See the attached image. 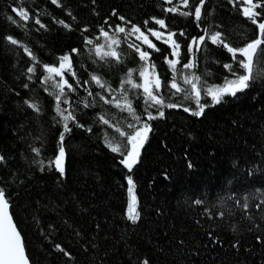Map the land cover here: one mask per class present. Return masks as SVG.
<instances>
[{"label": "trees", "instance_id": "obj_1", "mask_svg": "<svg viewBox=\"0 0 264 264\" xmlns=\"http://www.w3.org/2000/svg\"><path fill=\"white\" fill-rule=\"evenodd\" d=\"M177 3L0 0V156L4 158L0 188L10 202L31 264H143L145 260L149 264H264V53L254 62L256 79L249 89L236 97L226 96L214 106L202 91L201 103L208 106L197 117L183 111L184 107L196 110L195 102L183 94L173 95L169 87L172 72L165 57L176 59L170 55L171 47L147 32L152 28L177 33L174 39L181 45L177 82L186 88L181 75L189 74L183 69L192 59L187 46L193 37L204 34L203 28L220 31L236 48L255 39L258 29L242 15L240 3L233 7L229 0H206L200 28L194 16L164 11ZM198 4L199 0H189L190 7L180 10L194 12ZM14 8L26 10L29 19L23 21ZM120 16L140 26L160 51L148 49L134 36L125 40L120 34L122 42L116 49L120 60H100L85 38L103 44L102 37L97 39L101 27L110 34L118 24L130 28ZM153 17L164 19L167 30L156 25ZM37 18L44 28L35 23ZM61 20L69 27L58 23ZM181 31L185 36L179 35ZM9 36L19 43L12 45ZM128 43L140 44L152 54L151 62L163 85L159 94L166 103L181 105L164 108L163 118L148 120L147 111L157 115V108H148L142 90H128L135 115L152 129L131 173L120 163L123 156L112 152L108 144L126 143L117 128L131 134L135 129L128 125L138 128L141 124L114 102L100 98H119L128 70L140 68L142 62ZM73 49L79 51L73 53ZM65 54L71 55L76 74L72 77L65 72V77L75 91L65 89L66 97L61 100L67 98L69 103L61 102L60 107L73 112L75 123L69 121L71 132L65 133L61 175L49 165L58 154L63 123L56 113L57 90L51 82H43L48 75L43 66H59ZM195 56L197 66L191 71L201 77L204 86L235 78L225 64H231L237 74L244 73L231 53L207 38ZM29 67H35V73H29ZM93 74L113 91L92 82ZM133 79L141 82L138 71ZM29 104L38 105L40 111ZM101 115L109 120L108 125L100 122ZM34 148L40 150L39 155ZM128 175L133 177L139 201L136 223L127 218ZM197 200L202 203L196 204ZM209 233L217 243L209 239Z\"/></svg>", "mask_w": 264, "mask_h": 264}, {"label": "snow or ice", "instance_id": "obj_2", "mask_svg": "<svg viewBox=\"0 0 264 264\" xmlns=\"http://www.w3.org/2000/svg\"><path fill=\"white\" fill-rule=\"evenodd\" d=\"M206 0H199V4L195 7L194 12L192 11H181V6L185 9L189 8V0H178V3L173 7H169L164 9L165 12L178 14L184 17L194 16V22L196 26L200 28V22L202 20V9L205 5ZM52 3L58 4V0H52ZM167 4H173V0H165ZM229 3L233 4V7L236 6L237 3L241 4L242 7V15L247 18V20L255 25L258 29V36L251 40V42L247 43L243 47H232L228 44L223 37V34L220 31H211L208 27L202 29L203 35L198 37H193L191 42L189 43L188 52L192 55V59L189 60L188 63L183 64V69H188V75H181L182 83L188 87L182 88L180 83L177 82V65L180 63V43L177 42L174 37L177 33L172 31L161 32L156 29L147 28V32L151 34V36L155 37L156 40L161 41L162 43L168 44L172 51L170 53L171 56L176 59H168L165 57V62L168 64L169 68L172 72V78L170 82V89L174 90L173 95L183 94L184 99L193 100L196 105V110H192L189 107H184L183 111L191 112L194 116H202L205 112V108L208 106L206 104L201 103V93L203 91L204 95L207 97H211L212 106L220 104L223 102L224 97L231 96L236 97L238 93H242L245 90L251 87L252 82L256 79L253 73V65L255 60L259 57L261 53H264V48L261 46L264 45V19H261L262 15H264V0H229ZM258 9L262 11H257ZM13 11L17 13L18 16L23 21H27L29 19V14L26 10L19 8H14ZM112 15H117L115 11H113ZM119 19L124 22L125 25L131 24L130 21H126L124 17L120 16ZM151 20L159 25L161 29L167 30V25L164 19L151 18ZM35 23L38 24L41 28H44L45 25L41 23V21L37 18L35 19ZM58 23L62 24L64 27H69V25L65 24L64 21H58ZM107 24V21H105ZM149 21L146 20L144 22V26L147 27ZM111 28V26H109ZM88 29L85 28L84 31ZM120 34L124 35V39L127 40L129 36H134L137 41H141L142 44L146 45L148 49H153L154 51H160L159 48L149 39V36L145 34V31H142L141 27L135 24H131V27H125L121 24L115 26V28L110 31H106L103 27L100 28L99 39L102 37L104 39L103 44H94L92 39L85 38L86 45H93V50L95 55L100 60H105L108 58L115 59L116 61L120 60V53L116 50L117 47L121 44V40L118 38ZM180 36H185V33L181 31L179 33ZM206 38L210 40L213 45L222 46L229 53H231L232 59L237 61L239 67L244 70L243 74H237L233 71L231 64H225L224 67L232 72L234 79H227L222 85H212V86H204L201 77L196 75L195 72L191 70L194 69L196 64V56L197 52L201 51V46L205 44ZM8 42L12 45H17L19 42L12 38L11 36L7 37ZM128 48L133 49L139 56L140 61L142 62L139 69H129L127 72L126 78L121 82L120 86V95L119 98L113 96L112 100L109 101L105 99L103 96L100 98L104 100L105 103H113L115 107L120 108L122 111H128L130 115H133L137 123H140V127H135L133 124H129V128H134L135 130L128 134L124 131H121L119 128L116 129L119 132L121 137H126V143L121 144H111L109 142L108 146L111 151L114 153H118L123 156V159L120 160V163L128 170L129 173L132 172L134 166L139 163L141 149L144 148L145 143L148 140L149 133L151 132V125L147 122H141L140 117L135 115V110L132 107L131 100L128 99V90H142V95L144 97V102L148 106V108L156 107L158 112L157 115H153L151 111H147V119L153 120L157 118H163L165 113L163 111L164 108H178L181 105L176 103H166L163 96H161L160 90L162 88V81L159 77V74L156 72V65L151 62V53L145 49H143L140 44L128 43ZM24 51L28 53L33 60L35 57L32 55L29 49L26 47ZM78 49H73V53H77ZM237 55L243 57V59L237 60ZM44 71L48 73L43 78V82L48 84L51 82V87L57 91H55V101H56V113L61 118L60 121L63 123V131L59 136L58 141V154L54 157V159L50 162V167L52 165L55 166L56 171H58L61 175L64 174V161H65V148H64V139L65 133L71 132V128L69 127V121L75 123V116L72 111H69L67 108L62 109L60 107L61 102L64 104H68L69 101L67 98L61 100L62 97H66L65 89L68 92H74L75 88L72 84L69 83L68 79L65 77V72H68L72 77H75V72L72 68V57L69 54H65L59 58V66H50L44 65ZM29 73H35V67H29L27 69ZM138 71L139 77L141 79L140 83H137L133 79L134 73ZM55 77H59V80H56ZM31 79V77H29ZM91 81L94 82L98 87L105 89L106 91L112 92L110 85L100 77L95 74L91 76ZM79 83V81H77ZM88 81H85L87 84ZM125 85L128 86V89L125 88ZM25 88L28 87L27 84L24 85ZM89 95H92L89 92ZM99 95V93H97ZM25 103H28L25 101ZM85 107H89V104L85 102ZM29 107L33 108L36 111H40L38 105L29 104ZM67 113V114H65ZM100 122L108 125L110 122L103 115L99 116ZM78 127H83V125L76 124ZM91 131V129H89ZM39 155V149H33ZM4 158L0 156V161ZM43 163L42 161L40 162ZM191 167V164H189ZM43 170V168L41 169ZM127 179V191H128V203H127V218L136 223L139 219L138 212V198L135 192V182L131 175L126 177ZM196 204H201L202 201H195ZM239 203V202H238ZM260 205H257L259 208ZM10 202L6 197L5 190L0 188V264H29V259L25 253V245L22 239L21 233L17 229V225L13 220V216L9 210ZM243 208L245 210L248 209V204L244 203ZM221 216L224 213H220ZM209 239L213 243H217L216 239L212 237L211 233L208 234ZM257 240L260 241L261 238L257 237ZM264 242V241H262ZM235 246V245H234ZM60 251H64L60 248L59 245L56 246ZM143 264H149L147 260L143 261Z\"/></svg>", "mask_w": 264, "mask_h": 264}, {"label": "water", "instance_id": "obj_3", "mask_svg": "<svg viewBox=\"0 0 264 264\" xmlns=\"http://www.w3.org/2000/svg\"><path fill=\"white\" fill-rule=\"evenodd\" d=\"M25 253H26V250H25ZM26 255H27V253H26ZM27 257H28V256H27ZM29 264H31L30 261H29Z\"/></svg>", "mask_w": 264, "mask_h": 264}]
</instances>
